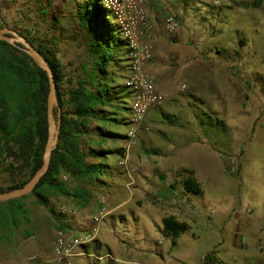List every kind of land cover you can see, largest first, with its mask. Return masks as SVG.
I'll use <instances>...</instances> for the list:
<instances>
[{
    "label": "rangeland",
    "instance_id": "374dc122",
    "mask_svg": "<svg viewBox=\"0 0 264 264\" xmlns=\"http://www.w3.org/2000/svg\"><path fill=\"white\" fill-rule=\"evenodd\" d=\"M143 1L154 25L153 62L146 68L157 86L156 74L163 77L165 88L157 89L168 97L149 111L154 110L152 117L148 120V113L137 130L130 153L139 165L129 190L122 174L108 186H87L85 203L52 197L56 212L61 205L76 210L71 218H61L75 232L88 229L91 217L105 206L96 236L104 245L89 243V253L117 256L122 251L118 260L80 255L70 264H115L129 259L134 247L142 250L137 257L142 264H218L215 255L224 264H256L255 253L264 261V0L257 6L251 5L253 0H220L218 5L212 0ZM77 8L74 0H0V30H13L35 47L47 43L68 71L86 60ZM166 16L178 22L173 33L164 29ZM106 18L117 25L111 12ZM116 81L123 84L124 78ZM125 101L130 104L128 95ZM122 111L119 118L128 117ZM123 120L117 127L126 133L128 120ZM144 152L183 153L189 167L182 168L185 172L177 166L165 168L161 178L157 170H143ZM116 159L112 155L106 161L113 164ZM144 173L149 178H141ZM185 176L195 178L203 192L180 201L190 209L189 228L173 245L156 213L157 189L167 195L166 184H172L174 199L184 198ZM21 201L25 215H13L0 230V264H36L41 260L29 261L27 256L50 251L53 215L31 193ZM177 207L162 209L169 214Z\"/></svg>",
    "mask_w": 264,
    "mask_h": 264
},
{
    "label": "trees",
    "instance_id": "16d2710c",
    "mask_svg": "<svg viewBox=\"0 0 264 264\" xmlns=\"http://www.w3.org/2000/svg\"><path fill=\"white\" fill-rule=\"evenodd\" d=\"M74 1L86 60L67 71L47 43L35 47L29 41L48 61L52 71L56 89L53 115L58 129L48 169L30 193L38 203L47 206L56 228L67 226L61 221L63 215L51 205L52 197L69 196L85 203L88 202L86 195L90 194L87 186H104L106 179L116 175L126 177L122 166L105 161L107 154L120 158L121 146L108 149L103 144L117 137L126 139V133L110 131L105 124L116 125L122 123V119L126 123L129 119L130 109L124 98L130 96V92L125 84L116 81L117 77H123L119 73L129 60L127 44L119 27L106 18L108 10L99 0ZM260 1L253 0L251 5L257 6ZM48 83L46 72L31 56L0 41V180L7 175L6 184L0 182V192L24 186L42 165L48 139ZM118 109H125L128 117L119 118ZM220 120L217 118V123ZM197 182L187 177L181 182L182 188L189 194H202ZM23 196L0 201V230L13 215H25ZM161 224L163 235L170 237L173 245L189 228L175 215L165 216ZM87 247L85 244L84 248ZM214 259L224 264L216 255Z\"/></svg>",
    "mask_w": 264,
    "mask_h": 264
},
{
    "label": "built area",
    "instance_id": "2783aa9c",
    "mask_svg": "<svg viewBox=\"0 0 264 264\" xmlns=\"http://www.w3.org/2000/svg\"><path fill=\"white\" fill-rule=\"evenodd\" d=\"M101 5L112 13V16L119 27L121 37L126 41L128 51V73L125 78V86L130 92L128 130L126 139L121 148L122 156L117 161L122 166L127 177L126 188L132 187L134 172L139 160H132L130 149L136 142V133L144 122L146 115L153 108L162 105L168 95L157 89L154 78L147 70V64L153 57V23L147 18L146 8L143 0H99ZM220 0H212L213 5H218ZM164 29L168 33L177 30L178 22L173 16H166L163 20ZM184 87V86H183ZM59 212L63 217L71 218L76 214V210L68 208L66 205L59 207ZM107 214L105 206L91 217V225L82 232H75L68 227H57L52 240L51 249L48 252L34 253L28 255L29 261L40 259L47 264H70L76 256L86 255L97 259L103 256L118 260V256L111 253L96 255L88 253L84 245L93 242L99 234L100 224ZM125 251L126 249L123 248ZM142 264V263H136Z\"/></svg>",
    "mask_w": 264,
    "mask_h": 264
},
{
    "label": "crops",
    "instance_id": "0c3cea01",
    "mask_svg": "<svg viewBox=\"0 0 264 264\" xmlns=\"http://www.w3.org/2000/svg\"><path fill=\"white\" fill-rule=\"evenodd\" d=\"M153 58V57H152ZM151 62H153V59H151L150 60ZM126 63H127V61H126ZM128 64V63H127ZM126 64V66H124V69L119 73V74H121V76H123V78H124V83L123 84H125V78H126V75H127V73H128V69H127V65ZM152 65H153V63H152ZM151 69H152V67H151ZM153 70V69H152ZM157 76H156V79H157V81H158V86H157V88L158 89H162V88H165V87H162L163 86V83H162V79H163V77H161V76H159V74L157 73L156 74ZM169 74L168 73H166V80H168V82H171L170 81V79H169V76H168ZM164 85H166V84H164ZM167 86V85H166ZM130 97V96H129ZM131 99V98H130ZM124 101H125V98H124ZM125 105H127L128 106V108H129V105H128V103L127 104H125ZM124 111H126L125 109H123ZM154 111V110H153ZM153 111H151L150 113H149V115H148V120L152 117V114H153ZM122 112V113H121ZM117 113H118V117H119V113H120V115L121 116H123L124 114H123V111H122V109H118L117 110ZM125 117V116H124ZM124 122V121H123ZM125 123V122H124ZM123 123V124H124ZM119 123H117L116 125H108V123H106L105 124V127H107L108 128V130H110V131H113V132H116V133H119V134H123V133H125V132H119V130H118V127H117V125H118ZM142 136H143V134H142ZM144 136L146 137V138H149L148 137V135L146 134H144ZM117 140H121V142H123V139L122 138H119V137H117V138H115V139H110V140H107V141H105L104 142V144H103V147L104 148H108V149H115V148H118V147H120V145H119V143L118 144H116L115 142L117 141ZM148 154H150V155H148ZM112 155H116V154H112ZM112 155H109V154H107V157L108 156H112ZM117 156V159H116V161L113 163V164H109L107 161H106V159H107V157H106V159H105V161L107 162V164H109V165H117V166H120V165H118V163H117V161H119V156L118 155H116ZM140 158L143 160L142 161V163H143V170H145V172H147V171H149L150 173H155L154 171L155 170H157V176L158 177H161V178H163L164 176H163V172H164V169L165 168H170V167H175V166H177V167H179V168H181V170L183 171V172H185V169L187 168V167H189V166H187V164H184L183 162H186L188 159H187V157L183 154V153H176V152H167V153H164V152H158V153H150V152H144V153H142L141 154V156H140ZM168 165V166H167ZM182 168H185L184 170L182 169ZM190 168H192V167H190ZM140 176H142L141 178H145V179H147V178H149V175H147V174H140ZM185 178H187V176H185ZM126 180L124 181V187H125V189H127L126 188V181H127V177L125 178ZM166 179V178H165ZM106 181L107 182H110V183H112L113 182V179L111 178V179H106ZM167 185V187H169V189H168V194L166 195V194H163L164 192L159 188V189H157L158 191V198L160 199V204H159V209L156 211V213L159 215V217L161 218V219H163L165 216H167V215H175L177 218H178V220H181V221H183V222H186V219H188L187 217H189L188 215L189 214H191L190 213V209H187V208H184V206L182 205V202H180L181 200L182 201H184L185 199H186V196H189V193H187V192H185L184 190H183V192H184V194H185V196H184V198H182V196L180 197V199L179 200H177V199H174L175 197H174V192L172 191V188L173 187H170V185L167 183L166 184ZM97 186H99V185H97ZM105 186H108V184L106 183L105 185H104V187ZM183 189V188H182ZM203 192V191H202ZM175 200H177V201H175ZM172 203V204H171ZM179 205V207H177L176 209V211H174V209L172 210H169V214L168 213H166V211H163V209H166V208H168V206H170V205ZM162 207H163V209H162ZM170 208V207H169ZM137 218H139V217H137ZM160 219V220H161ZM94 243H95V246L96 245H98L99 243L101 244L100 246H103L104 245V243L102 242V241H100V240H96V241H94ZM52 245V244H51ZM88 245V247L87 248H85L86 249V252H92V251H90V247H89V245L90 244H87ZM95 246H94V248H95ZM51 249V248H50ZM108 251H111L109 248H108ZM135 251V252H134ZM112 252V251H111ZM135 253H137V254H135ZM141 253H142V250L141 249H138L137 247H134V250H132V251H129V259H126V260H124V259H121V262H123V263H121V262H118V261H116V263L115 264H136V263H139V261H137L138 259H137V257L138 256H140L141 255ZM217 257H218V259H219V256L218 255H216ZM254 257L256 258L255 259V261H256V264H264V261H263V258H261V254H254ZM37 263L36 264H47V263H45V262H43V261H36ZM216 263H218V262H216ZM66 264V263H65Z\"/></svg>",
    "mask_w": 264,
    "mask_h": 264
},
{
    "label": "water",
    "instance_id": "95a60500",
    "mask_svg": "<svg viewBox=\"0 0 264 264\" xmlns=\"http://www.w3.org/2000/svg\"><path fill=\"white\" fill-rule=\"evenodd\" d=\"M0 41H6L7 43L16 46V48L22 50L29 56H31L37 65L41 67L47 74L49 80V92H48V102H47V126H48V139L45 143L44 148V159L41 167L35 173L33 177L27 181V183L16 189L7 190L4 192H0V201H5L10 198H17L19 196L28 194L33 191L36 187L39 179L46 172L49 165V159L51 158V152L55 144L58 140V129L55 126V119L53 115V104L56 100V89H55V81L53 79L51 68L49 67L48 61L44 58V56L37 50L35 47L25 38L16 35L13 30L10 29H2L0 30Z\"/></svg>",
    "mask_w": 264,
    "mask_h": 264
}]
</instances>
